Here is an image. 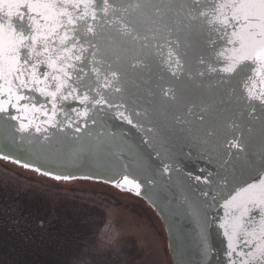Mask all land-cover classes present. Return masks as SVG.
I'll return each instance as SVG.
<instances>
[{
	"label": "snow or ice",
	"instance_id": "snow-or-ice-1",
	"mask_svg": "<svg viewBox=\"0 0 264 264\" xmlns=\"http://www.w3.org/2000/svg\"><path fill=\"white\" fill-rule=\"evenodd\" d=\"M146 12L153 15L148 17ZM168 12L175 13L183 32L175 41L165 39L172 75L180 79L187 68L191 76L194 68L196 76L245 105L250 115L259 110L264 116V0H179L164 5L127 0H0V116L15 121V131L31 137L34 130L45 141L49 137L43 133L49 128L80 133L89 122H98L100 112L112 109L113 118L143 127L126 114L124 104L112 99V92L123 91L124 75L114 64L126 43L141 40L146 25L169 29L164 17ZM148 30L154 39L161 31L159 27ZM178 91L182 89L174 86L165 95L176 99ZM61 115L65 119H58ZM230 127L239 125L233 122ZM227 146L224 163L231 166V179L225 175L211 194L202 190L200 198H185L184 203L200 228L205 251L207 229L215 225L226 242L227 264H264V149L258 160H248L235 135ZM9 159L0 154V160ZM241 159L245 163L239 170L231 165ZM12 162L55 181L92 178ZM126 171L127 166L114 186L139 196L141 184ZM203 183L211 181L205 178ZM207 209L216 215L209 218Z\"/></svg>",
	"mask_w": 264,
	"mask_h": 264
},
{
	"label": "water",
	"instance_id": "water-1",
	"mask_svg": "<svg viewBox=\"0 0 264 264\" xmlns=\"http://www.w3.org/2000/svg\"><path fill=\"white\" fill-rule=\"evenodd\" d=\"M127 2L164 5L179 0ZM152 15L146 12V16ZM164 17L172 29L170 35L169 29L162 25H146L141 40L126 43V50L120 54L118 64H114L124 75L123 91L112 92V99L124 104L126 114L143 127L134 128L113 118L112 109L100 112L98 122H89L80 133L66 127L63 132L49 128L43 133L49 137L45 141L34 130L31 137L15 131L12 125L16 122L5 121L0 116V154L35 164L48 172L89 176L92 177L89 180L111 185L122 180L127 166L126 174L141 184L139 196L164 223L173 264H227L222 232L215 225L207 229L208 251H205L200 228L184 201L200 198L202 190L211 194L225 175L231 179V166L224 161L229 152L227 142L233 135L245 148L242 156L259 159L264 149V116L259 110L250 115L245 105L196 76L194 68L191 76L186 68L180 79L174 77L167 63L169 46L165 45V39L175 41L182 38L183 32L174 12L164 13ZM151 27L161 29L155 39L148 30ZM145 35L147 40L143 39ZM142 44L147 47H141ZM133 63L135 68L131 67ZM174 86L182 89L176 99L165 95ZM137 112L139 116L135 115ZM69 117L75 122L74 113L70 112ZM58 119L65 117L61 115ZM233 122L239 127H230ZM147 128L154 131L147 132ZM244 163L243 159L231 161L238 170ZM165 166L169 171L164 170ZM196 177L201 180L197 181ZM205 178L211 181L210 185L203 183ZM207 211L209 218L216 215L212 209Z\"/></svg>",
	"mask_w": 264,
	"mask_h": 264
},
{
	"label": "rangeland",
	"instance_id": "rangeland-1",
	"mask_svg": "<svg viewBox=\"0 0 264 264\" xmlns=\"http://www.w3.org/2000/svg\"><path fill=\"white\" fill-rule=\"evenodd\" d=\"M0 264L173 262L163 221L134 191L0 160Z\"/></svg>",
	"mask_w": 264,
	"mask_h": 264
}]
</instances>
